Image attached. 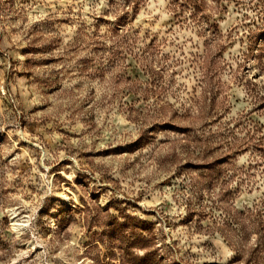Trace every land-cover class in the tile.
Masks as SVG:
<instances>
[{
  "label": "rangeland",
  "instance_id": "obj_1",
  "mask_svg": "<svg viewBox=\"0 0 264 264\" xmlns=\"http://www.w3.org/2000/svg\"><path fill=\"white\" fill-rule=\"evenodd\" d=\"M0 264H264V0H0Z\"/></svg>",
  "mask_w": 264,
  "mask_h": 264
}]
</instances>
